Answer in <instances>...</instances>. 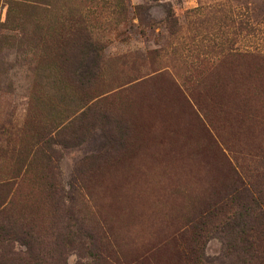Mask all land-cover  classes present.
<instances>
[{
  "label": "rangeland",
  "instance_id": "obj_1",
  "mask_svg": "<svg viewBox=\"0 0 264 264\" xmlns=\"http://www.w3.org/2000/svg\"><path fill=\"white\" fill-rule=\"evenodd\" d=\"M236 179L264 192V0H0V264H246Z\"/></svg>",
  "mask_w": 264,
  "mask_h": 264
},
{
  "label": "trees",
  "instance_id": "obj_2",
  "mask_svg": "<svg viewBox=\"0 0 264 264\" xmlns=\"http://www.w3.org/2000/svg\"><path fill=\"white\" fill-rule=\"evenodd\" d=\"M234 190L229 194V201L233 203V212L230 216L229 223L225 228L229 231V236L233 237L236 241L239 239L246 247V250L242 251V259L246 264H263L262 256L264 255V247L261 248L258 244L244 240L242 237L246 234L250 235L251 239L256 240L257 225L264 228V192L255 188L253 185H243L238 179L234 184ZM259 230V229H258ZM191 232V228H189ZM191 240L187 242L186 250V264H209V262L197 254V250L194 248L193 236H190ZM92 244V243H91ZM26 247V255L30 256L29 245ZM95 248L89 244L86 247L87 257L89 263L95 264L100 258V254L93 252ZM240 252V251H239ZM31 261L29 257L27 259ZM36 261V260H33Z\"/></svg>",
  "mask_w": 264,
  "mask_h": 264
}]
</instances>
